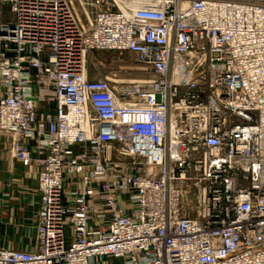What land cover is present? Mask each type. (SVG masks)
I'll list each match as a JSON object with an SVG mask.
<instances>
[{"label": "built area", "instance_id": "obj_1", "mask_svg": "<svg viewBox=\"0 0 264 264\" xmlns=\"http://www.w3.org/2000/svg\"><path fill=\"white\" fill-rule=\"evenodd\" d=\"M0 132L41 168L0 264H264V0H0Z\"/></svg>", "mask_w": 264, "mask_h": 264}, {"label": "crops", "instance_id": "obj_2", "mask_svg": "<svg viewBox=\"0 0 264 264\" xmlns=\"http://www.w3.org/2000/svg\"><path fill=\"white\" fill-rule=\"evenodd\" d=\"M40 170L38 165L25 167L17 160L12 136L0 132V244H24L23 250L34 247L37 220H32L40 207Z\"/></svg>", "mask_w": 264, "mask_h": 264}, {"label": "rangeland", "instance_id": "obj_3", "mask_svg": "<svg viewBox=\"0 0 264 264\" xmlns=\"http://www.w3.org/2000/svg\"><path fill=\"white\" fill-rule=\"evenodd\" d=\"M125 64L120 61V57L113 52H95L87 59V68L93 80L105 79L109 77L120 82H131L148 78L149 74L139 71L141 65L129 57H122ZM125 67L131 68L126 69ZM37 220L33 217L32 221ZM36 226V224H35ZM36 240V238H35ZM23 248L24 244H0V246Z\"/></svg>", "mask_w": 264, "mask_h": 264}, {"label": "bare ground", "instance_id": "obj_4", "mask_svg": "<svg viewBox=\"0 0 264 264\" xmlns=\"http://www.w3.org/2000/svg\"><path fill=\"white\" fill-rule=\"evenodd\" d=\"M147 79V78H146ZM145 79V80H146ZM144 79H142V80H134V81H131V82H120V81H118V80H115V82H117V83H121V84H137V83H140V82H143V81H145Z\"/></svg>", "mask_w": 264, "mask_h": 264}]
</instances>
